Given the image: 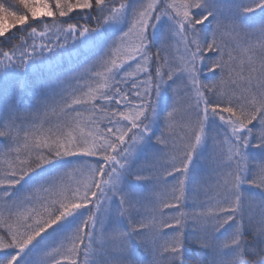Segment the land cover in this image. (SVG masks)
Masks as SVG:
<instances>
[{
  "label": "snow or ice",
  "instance_id": "obj_1",
  "mask_svg": "<svg viewBox=\"0 0 264 264\" xmlns=\"http://www.w3.org/2000/svg\"><path fill=\"white\" fill-rule=\"evenodd\" d=\"M0 86V264H264V0H0Z\"/></svg>",
  "mask_w": 264,
  "mask_h": 264
},
{
  "label": "trees",
  "instance_id": "obj_2",
  "mask_svg": "<svg viewBox=\"0 0 264 264\" xmlns=\"http://www.w3.org/2000/svg\"><path fill=\"white\" fill-rule=\"evenodd\" d=\"M2 97H3V90H2V86H0V105H2V103H3ZM31 102H32L31 97L29 95H26L24 98V104L30 105Z\"/></svg>",
  "mask_w": 264,
  "mask_h": 264
}]
</instances>
